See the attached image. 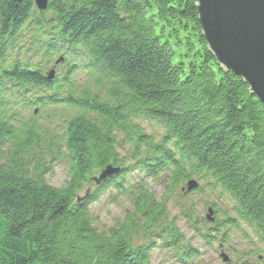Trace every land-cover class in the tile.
Returning <instances> with one entry per match:
<instances>
[{
	"label": "trees",
	"instance_id": "1",
	"mask_svg": "<svg viewBox=\"0 0 264 264\" xmlns=\"http://www.w3.org/2000/svg\"><path fill=\"white\" fill-rule=\"evenodd\" d=\"M196 3L49 0L48 9L38 13L35 0H0V116L12 105L21 110L0 122V264H150V250L138 243L143 238L158 239L160 247L173 248L175 261L190 264L200 254L184 243L167 201L194 177L231 202L223 220L198 230L199 236L211 244L226 242L224 223L235 228L242 222L255 237L245 260L264 264V105L242 79L217 64L202 36ZM38 18L51 20L54 32L38 33V25V31L31 25ZM23 30L48 46L43 54L33 48L43 63L32 61L24 36L15 47ZM56 57H63L66 77L55 83L44 68ZM75 75L91 86L81 91L80 103L67 98L68 88L79 91ZM37 86L59 91L67 109L76 108L60 143L53 144L59 138L48 130L22 123L24 111L54 104L39 101ZM140 117L163 130L157 143L131 124ZM120 134L123 146L134 149L142 180L128 189L132 202L123 220L102 231L92 223L90 207L107 189L121 191L123 175L96 187L94 179L119 163ZM64 156L68 179L56 188L46 179L47 159ZM146 179L161 183L160 197ZM187 214L192 218L191 210Z\"/></svg>",
	"mask_w": 264,
	"mask_h": 264
},
{
	"label": "rangeland",
	"instance_id": "2",
	"mask_svg": "<svg viewBox=\"0 0 264 264\" xmlns=\"http://www.w3.org/2000/svg\"><path fill=\"white\" fill-rule=\"evenodd\" d=\"M36 1V0H35ZM49 6V0L47 4V8L45 10H40L35 2V7L38 13H43L48 9ZM31 25H35L36 31H47L45 32L44 36H49L48 32H54V24L51 20H49L47 23H43L41 18H38L36 20H33L31 22ZM38 25V30H37ZM57 29V28H56ZM24 33V34H23ZM24 36L23 40H27L26 45L28 49H30V52L34 54L32 57V61L36 64L43 63V59L40 56H37L35 53L40 49V54H43L45 52V49L43 47H48L44 43H40L38 38L33 39L32 33L30 34V37L28 33H26L25 30L20 33L19 38L17 40L14 39V45L15 47H19L20 41ZM33 39V40H32ZM9 42V40H8ZM17 42V44H15ZM32 43V45H31ZM41 46V47H40ZM36 50H34V49ZM56 49H59V46H55ZM10 49V48H9ZM8 49V50H9ZM25 52V51H23ZM25 57H29V54H26ZM63 57H56L51 60V63L48 67L44 68V74L48 76L49 78H60L62 75L61 70L65 68L63 64ZM57 62V63H56ZM62 63V65H61ZM60 68V71H59ZM59 71V72H58ZM57 72V73H56ZM56 73V74H55ZM81 76L83 77L84 74L81 73ZM74 81L77 80V84H80L77 86L78 90L81 92L87 90L88 88H91L90 84L80 80L81 77L73 76L72 78ZM72 89L76 90V86ZM250 89V88H249ZM40 90H46V89H39L36 88V91ZM50 91V90H48ZM52 91V90H51ZM250 91V90H249ZM94 94L95 90H93ZM32 96V95H30ZM101 97V96H100ZM103 98V97H101ZM28 99V98H27ZM82 101V100H81ZM15 103L16 101L10 99V103ZM18 107L17 105H15ZM12 109H6L3 111L0 116V122L5 123L9 122V115L13 114L15 110L21 111L18 108H15L13 105L10 107ZM15 109V110H14ZM17 114V112H15ZM71 110L67 109L64 105H54L51 104L49 106L44 105H38L35 107H32L30 111H24L21 113V115L24 117L22 118V123L28 125L30 122L36 124V131H47L50 132L48 134H53L59 139L52 140L53 144L56 142L60 143L61 137L63 136V131L65 130L66 126H68V123L64 122V119H67L68 117H63L62 122L59 121V118H52L50 115L53 114H59V115H67L70 114ZM59 121V122H57ZM17 123L19 121H16ZM57 122V123H56ZM137 123L140 126L141 131L146 137H151L154 140V143H157L159 138L163 135V130L153 121H146L145 118H141L139 120H132L131 124ZM44 132H42L43 134ZM37 134L40 135L39 132ZM43 134L42 136H44ZM124 138L123 135L118 136V141L121 143L122 139ZM123 143L120 144V148H118L120 153V161L117 165L109 164L104 169L99 171L95 175V182L94 186H98L101 184L103 180V174L106 171L107 168L115 167V168H122L126 169L131 164H134L136 160H138L137 156L135 155L134 149L132 146L124 145ZM64 146L62 149L64 150ZM143 150V149H142ZM66 156L64 157H50L47 160L50 163V172L46 175L47 182L56 187H62L65 182L68 179L69 174V168H68V162H66ZM147 157V155H142L139 159ZM133 180L139 184L142 180V173L139 172L135 176H130L128 174L123 175V189L127 190L134 187ZM147 183L149 184L148 188L152 189V191L157 193V197H160L163 192V188L160 186L161 183H166L169 181V177L167 179L163 178L161 183L156 184V182L152 180L146 179ZM190 181L197 182L200 187V190H195L193 192L188 191V184L184 186H180L178 190L176 191V194H174L173 197L169 198L168 208H169V215L170 219L174 218L178 228L185 236L184 243L186 246H192L197 252H199L201 260H196L188 263L190 264H198L200 261V264H263V262L253 260L254 258H251V260H245V253L248 252V248L250 246V243L252 244L253 239L255 238L252 234L251 230L242 222H239V225L235 228H231L227 223H224L225 229L227 227V237L226 242H213L210 241L209 238H201L199 236L198 230H204V227H213L217 221L223 220V214L225 211H231V202L228 204L225 200V194L219 195V191H211L208 187L207 180H197L195 177L192 178ZM189 181V182H190ZM130 182V183H128ZM198 187V185H197ZM93 190V187L85 190V193L83 195H88ZM185 195V197L181 198L179 197L180 194ZM227 197V196H226ZM228 198V197H227ZM132 202V195L128 192H120V190H117L115 188L107 189V191L102 195V197L99 199L98 202L94 203L91 208L90 212L92 215V223L95 227H97L99 230L105 231L108 229L113 228L120 220H123L124 216L127 214V212L130 210V205ZM216 209H218V212L216 213ZM186 212H185V211ZM188 210L192 211V218L188 219ZM214 210V213H213ZM212 212V217L214 219V223H210L206 221L207 215ZM198 220L199 224H194L195 221ZM208 225L206 226L205 225ZM202 235H204V232H202ZM219 238H222L221 236ZM141 245H145L148 247L149 255H150V264H182L177 261H175L174 256L175 253L173 251V248H165L160 247V241L158 239H141L138 240ZM250 242V243H249ZM154 245V246H153ZM222 245V247H221ZM222 253L226 254L229 258L227 261L224 260L222 257ZM195 258L192 257V259Z\"/></svg>",
	"mask_w": 264,
	"mask_h": 264
},
{
	"label": "water",
	"instance_id": "3",
	"mask_svg": "<svg viewBox=\"0 0 264 264\" xmlns=\"http://www.w3.org/2000/svg\"><path fill=\"white\" fill-rule=\"evenodd\" d=\"M35 2L40 10L47 8L48 0ZM196 8L217 64L242 79L264 105V0H197Z\"/></svg>",
	"mask_w": 264,
	"mask_h": 264
},
{
	"label": "bare ground",
	"instance_id": "4",
	"mask_svg": "<svg viewBox=\"0 0 264 264\" xmlns=\"http://www.w3.org/2000/svg\"><path fill=\"white\" fill-rule=\"evenodd\" d=\"M85 51H87V50H85ZM75 57H76V61L75 62L78 64V66H81L80 62H82V59L78 55H75ZM85 58L88 59L87 55H85ZM88 68L92 72L96 70L92 61H91L90 66ZM65 77H66V74L62 75L60 78H65ZM46 78H47L48 81H55V78H49L48 76H46ZM55 83H56V81H55ZM57 84H59V83L57 82ZM37 88H41V86H37ZM67 90H68L67 98L70 99L71 101L80 103V100H82L85 97L82 92L76 91V90H74L72 88H68ZM58 93H60V92L57 91V90L56 91L40 90L37 94L39 96V101H41V102H46V101H49V100H53V103L56 106L64 105V106L68 107V105L66 104V101L64 100V98L66 96L65 95L61 96V94H58ZM35 96L36 97L32 96L33 100L37 99V95H35ZM75 109L70 114H67V115L53 114V115H50V117H51V119L52 118H59L58 120L62 122V118L63 117L71 116V117H69L67 119H64V122L69 124V122H71L74 119L76 114H78L77 111H75ZM59 121H57V122H59ZM136 162L138 163L139 161L136 160L134 164L130 165V168H132V169L129 172H127L125 169H122V168H115V167L107 168L106 171L103 174V178L106 180V179H111L113 177H119L120 175L122 176L124 174H128L130 176H135L137 173L140 172V169H134L138 165ZM190 182H192V181H190ZM128 183H130V182H128ZM130 184L137 185V183L134 180H133V183H130ZM197 185H198V187L196 185L195 186H190V184H188V188H187L188 191H191V192L195 191L196 189L199 188L200 184L197 183ZM189 187H190V189H189ZM120 192L122 193V192H128V191L122 188V190ZM85 196H88V195H83V193L78 194L77 195V198H78L77 202H80V201L84 200ZM208 213H209V211H208ZM213 213H214V210H213ZM213 213L210 212L209 215H207L206 221H208L210 223L211 222L214 223V219L212 217ZM224 255L226 256L227 259H231L226 254H224ZM196 260H201V257L193 258V259H191V262L196 261ZM201 261L203 262V260H201Z\"/></svg>",
	"mask_w": 264,
	"mask_h": 264
}]
</instances>
